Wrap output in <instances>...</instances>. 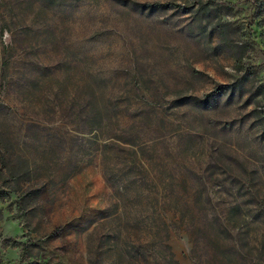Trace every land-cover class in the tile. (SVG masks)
<instances>
[{
    "label": "rangeland",
    "instance_id": "obj_1",
    "mask_svg": "<svg viewBox=\"0 0 264 264\" xmlns=\"http://www.w3.org/2000/svg\"><path fill=\"white\" fill-rule=\"evenodd\" d=\"M17 21L13 50L0 28L1 118L20 145L8 149L6 166L18 170L24 144L37 147L32 167L44 190L33 212L19 209L15 194L0 197V264H90L98 220L120 213L103 176L104 141L53 99L56 80L70 88L69 80L81 86L96 75L154 105L151 123L136 118L134 101L119 115L118 129L135 120L143 132L134 143L145 167L195 173L200 180L178 186L215 193L183 218L169 215L154 250L148 233H123L120 242L98 229L96 263L264 264V125L256 118L264 112V0H75L63 12L24 9ZM117 154L119 167L125 154ZM6 186L2 175L0 192Z\"/></svg>",
    "mask_w": 264,
    "mask_h": 264
},
{
    "label": "trees",
    "instance_id": "obj_2",
    "mask_svg": "<svg viewBox=\"0 0 264 264\" xmlns=\"http://www.w3.org/2000/svg\"><path fill=\"white\" fill-rule=\"evenodd\" d=\"M74 1L72 0V3H70L67 0H0L1 32L5 30L10 35L7 51L14 49V33L16 26L20 23L17 19L24 9H36L40 14H47L50 11L63 12L70 5L73 6ZM7 51L6 53H8ZM10 65L11 60L8 57L4 58L1 70L5 72ZM81 83V86H79L69 80L67 84L70 85V88H67L56 80V91L53 93V99L59 105L64 104L69 116L76 115L81 119L82 130L90 139L104 141L101 147L103 176L112 192L116 212H120L119 214L116 213L112 218L106 216L98 220L100 224L93 229L92 235L89 237L90 240H88L90 264H97L96 261L99 259L98 246L93 244V237L98 229L113 234V237L120 242L122 241L120 238L123 233H148L151 237L150 242H153L152 244H148L147 247L149 248L151 246V249L154 250L158 247V244L154 240L160 234H166V231H168L166 220L169 215L172 214V218H175L176 215H180L183 218L187 211L191 212L190 206L195 205L200 200L210 204L215 193L206 187L202 189L191 188L190 190H182L178 186V183L185 181L182 178L188 177L191 180H200L195 173L185 174L187 177H182L181 172L172 169L163 170L161 173H153L151 169L145 167L139 160L137 155L138 151L136 150L137 146L134 141L139 139L141 137L140 135L144 134L142 131L136 129L135 120L133 122L134 125L132 123L126 128L118 129L119 115L122 110L121 108H126L122 104L125 102L132 103L134 101L136 102L134 107L141 110L136 118H139L142 123L145 120L147 123H151L152 113H154L152 111V108H154L152 102L144 100V97L140 96L134 90H127L120 93L114 89H108L103 86V79L97 75L88 76ZM207 97L211 98L212 95ZM138 98L142 100L135 101ZM192 101L198 105L199 103L203 104L207 99L200 102L195 99H192ZM4 108L5 105L1 104L0 177L2 175L5 176L8 191L4 193L0 192V197L15 194L17 195L16 202L18 208L21 210L29 209V211L33 212L36 202L44 190V186L40 184L41 180H38L35 176L37 168L32 167L37 162V147H33V150L27 148L24 144V151L20 153L18 158L22 167H19L18 170L15 171L13 167L6 166L9 156L7 155L8 149H15L20 145L19 142H15L14 148L12 144L13 140L8 137L9 125L5 118L4 120L1 118ZM256 118L263 126L264 112H258ZM118 130L120 132L119 135L117 134ZM55 137L57 138L56 134ZM43 138L40 136L41 140ZM52 138L53 136L50 137V141ZM118 151L125 154L121 164L122 166L119 167L116 162L120 159L122 160V158L117 154ZM44 156H46V152H42L41 159ZM44 171L48 172L50 170L45 169ZM234 189L236 196H240L241 188ZM237 208L239 207L237 206ZM172 211L176 212L173 214ZM252 217L253 220H258L257 218L259 216L254 214ZM28 246L29 244L25 245L22 249V257L28 249ZM137 254L139 252L136 250L135 258H137ZM261 260L264 261V258L258 259V261Z\"/></svg>",
    "mask_w": 264,
    "mask_h": 264
}]
</instances>
